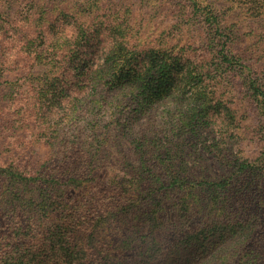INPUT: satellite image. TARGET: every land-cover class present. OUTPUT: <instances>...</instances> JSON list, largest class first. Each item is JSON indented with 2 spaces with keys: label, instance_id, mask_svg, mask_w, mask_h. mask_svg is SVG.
I'll return each mask as SVG.
<instances>
[{
  "label": "rangeland",
  "instance_id": "374dc122",
  "mask_svg": "<svg viewBox=\"0 0 264 264\" xmlns=\"http://www.w3.org/2000/svg\"><path fill=\"white\" fill-rule=\"evenodd\" d=\"M191 2L0 0V264H264V0Z\"/></svg>",
  "mask_w": 264,
  "mask_h": 264
},
{
  "label": "trees",
  "instance_id": "16d2710c",
  "mask_svg": "<svg viewBox=\"0 0 264 264\" xmlns=\"http://www.w3.org/2000/svg\"><path fill=\"white\" fill-rule=\"evenodd\" d=\"M177 0H173V2H176ZM177 5H181L182 8L185 10L187 7L189 8H192V7H196L195 5L196 4H192L191 0H178V4ZM252 187L253 189H248V192H252L253 195L252 196H255L254 200L249 202L248 200L245 201H241L240 204L237 206V211L238 213H242V212H247L249 210V207L255 202L257 205L260 204V205H263L264 204V184L261 186L260 184H252ZM256 190L257 191V194L256 192L254 191ZM233 194H236L239 195V194H246V190L245 189H242V188H237L235 187V190L234 189H228L227 190V193L224 194L225 196V199L226 200H230L232 198L235 197V195ZM247 197V196H246ZM247 225H250V223L248 222ZM246 256L247 257H252V254L250 253H246Z\"/></svg>",
  "mask_w": 264,
  "mask_h": 264
}]
</instances>
